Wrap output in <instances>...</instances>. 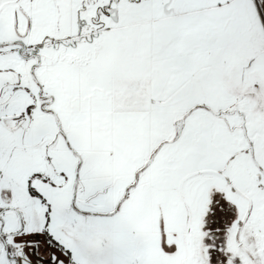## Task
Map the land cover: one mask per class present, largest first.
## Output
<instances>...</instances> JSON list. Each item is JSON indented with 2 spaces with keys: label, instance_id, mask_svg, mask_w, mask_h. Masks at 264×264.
I'll use <instances>...</instances> for the list:
<instances>
[{
  "label": "snow or ice",
  "instance_id": "1",
  "mask_svg": "<svg viewBox=\"0 0 264 264\" xmlns=\"http://www.w3.org/2000/svg\"><path fill=\"white\" fill-rule=\"evenodd\" d=\"M0 264H264V0H0Z\"/></svg>",
  "mask_w": 264,
  "mask_h": 264
}]
</instances>
